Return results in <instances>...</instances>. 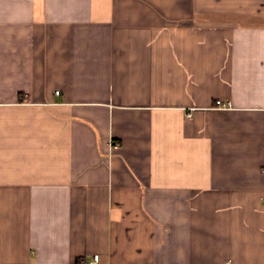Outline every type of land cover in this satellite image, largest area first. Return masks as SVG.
<instances>
[{"label": "crops", "instance_id": "obj_1", "mask_svg": "<svg viewBox=\"0 0 264 264\" xmlns=\"http://www.w3.org/2000/svg\"><path fill=\"white\" fill-rule=\"evenodd\" d=\"M0 264H264V0H0Z\"/></svg>", "mask_w": 264, "mask_h": 264}, {"label": "built area", "instance_id": "obj_2", "mask_svg": "<svg viewBox=\"0 0 264 264\" xmlns=\"http://www.w3.org/2000/svg\"><path fill=\"white\" fill-rule=\"evenodd\" d=\"M57 94H59V92H57ZM217 104L219 106L226 107V104L222 103L221 101H218ZM227 106H230V104H227ZM95 260H98V257L97 256L95 257Z\"/></svg>", "mask_w": 264, "mask_h": 264}]
</instances>
